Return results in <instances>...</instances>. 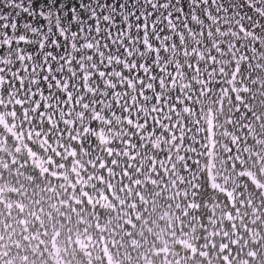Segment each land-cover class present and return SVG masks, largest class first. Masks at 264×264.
Masks as SVG:
<instances>
[{"label":"snow or ice","instance_id":"obj_1","mask_svg":"<svg viewBox=\"0 0 264 264\" xmlns=\"http://www.w3.org/2000/svg\"><path fill=\"white\" fill-rule=\"evenodd\" d=\"M65 231L67 264H264V0H0V264Z\"/></svg>","mask_w":264,"mask_h":264},{"label":"water","instance_id":"obj_2","mask_svg":"<svg viewBox=\"0 0 264 264\" xmlns=\"http://www.w3.org/2000/svg\"><path fill=\"white\" fill-rule=\"evenodd\" d=\"M208 141H209V152H211V148L213 144L211 119L209 120V123H208ZM208 164H209L210 172L212 169L217 167V165L213 164L211 157L209 158ZM211 179L212 177L210 176V180ZM164 219L169 222V227H170L171 226L170 218L168 216H165ZM151 239L152 237L150 236L148 239V242H146L145 244L146 248L150 246ZM74 240H75V237H73L72 239H69L66 231L63 233L52 232L51 238L48 242L49 247L51 249V255L48 257L49 264H67V255H68V252L72 248V242ZM76 246L78 248L87 247V245H82L79 241H76ZM153 251H155V249ZM160 251L164 252L165 249L161 248ZM156 264H162V262L157 261Z\"/></svg>","mask_w":264,"mask_h":264}]
</instances>
